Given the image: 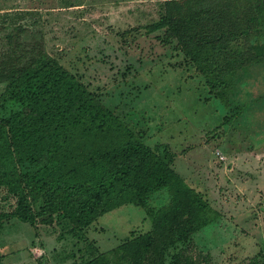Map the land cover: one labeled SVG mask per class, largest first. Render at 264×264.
Here are the masks:
<instances>
[{"label": "rangeland", "instance_id": "374dc122", "mask_svg": "<svg viewBox=\"0 0 264 264\" xmlns=\"http://www.w3.org/2000/svg\"><path fill=\"white\" fill-rule=\"evenodd\" d=\"M164 1L0 0V25L41 32L45 52L148 144H166L176 154L173 169L218 211L184 238H162L142 264H264V63L251 66L231 94L232 106L243 105L240 117L222 124L227 108L209 94L176 40L163 42L164 30L147 31ZM20 105L0 83V117ZM29 196L40 212L47 195ZM16 204L0 187V213ZM150 230L144 210L131 203L81 231L55 213L36 214L33 222L6 217L0 264H84L100 253L110 254V264H135L111 250Z\"/></svg>", "mask_w": 264, "mask_h": 264}, {"label": "trees", "instance_id": "16d2710c", "mask_svg": "<svg viewBox=\"0 0 264 264\" xmlns=\"http://www.w3.org/2000/svg\"><path fill=\"white\" fill-rule=\"evenodd\" d=\"M146 28L164 30L163 42L176 40L209 94L227 108L222 124L240 117L243 105L232 106L231 94L251 66L264 63V0H165ZM0 31V83L21 104L0 117V187L17 197L15 210L0 213V220L33 222L36 214L55 213L81 231L131 203L144 210L151 230L111 255L142 264L162 238H184L219 216L173 169L176 154L166 144H148L49 56L41 32L20 23L2 24ZM45 157L42 167L27 170ZM36 190L48 198L38 213L29 201ZM109 256L84 264H110Z\"/></svg>", "mask_w": 264, "mask_h": 264}]
</instances>
